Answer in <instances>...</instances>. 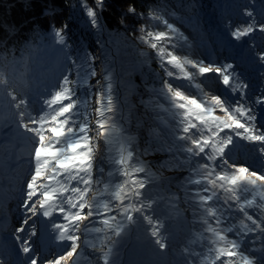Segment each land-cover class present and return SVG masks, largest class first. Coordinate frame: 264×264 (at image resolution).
<instances>
[{
  "label": "snow or ice",
  "instance_id": "6c2138e0",
  "mask_svg": "<svg viewBox=\"0 0 264 264\" xmlns=\"http://www.w3.org/2000/svg\"><path fill=\"white\" fill-rule=\"evenodd\" d=\"M80 7L90 25L103 32L105 0H93L91 5L81 0ZM244 14L250 18L249 23L229 33L236 41L255 32L264 33V22L258 21L253 11L245 9ZM121 16V25L131 19L149 26L155 22L167 29L146 31L141 23L132 31L135 40L153 50V54L140 52L141 62L150 68L151 61L156 60L164 73L161 76L153 70V83L146 86L147 98L141 97L139 105L146 114L155 112L156 119L165 124L168 120L160 113L168 114L171 125L166 142L145 137L141 144L126 123L117 134L120 110L113 99L109 73L105 70V84L100 80L89 84V79L97 75L96 57L87 50L75 56L65 51L71 48L67 24L52 27L51 41L60 46L70 67L56 84L26 81L20 95L15 94L18 89L5 78L2 67L3 53L13 54L12 49L0 42V95L16 128L32 134L27 139L33 145L29 178L19 192L21 224L14 230L13 248L4 250L0 246V264H13L10 257H15L14 264H68L69 260L79 264L82 258L88 264L93 259L97 264H115L110 260L113 248L129 226L142 221L151 226L154 243L164 249L163 214L159 213L162 200L172 209L182 202L191 214L195 238L184 249L186 264H256L250 256L257 242L260 264H264V128L257 126L256 112L257 105H264V94L249 100V84L234 63L205 64L203 59L177 54L186 47L181 41L186 42L187 37L153 9L140 12L135 4H129ZM254 55L255 62L264 65V51ZM21 62L13 54L9 63L15 67ZM73 73L75 79H70ZM211 74L219 77L227 94H209L207 89L214 84ZM174 80L187 83L174 84ZM85 87L87 91H81ZM93 95L97 105L94 128L89 119ZM119 119H123L122 113ZM93 131L95 134L90 135ZM97 138L104 143L100 164L95 157ZM241 141L256 147L249 148ZM157 152L166 157L156 164L146 159ZM154 167L186 172L179 178L181 196L172 191L170 182L156 183ZM162 188L167 195L159 191ZM53 213L62 222L53 219ZM38 223L50 237L42 242L41 249L51 255L33 247L32 237L41 235ZM57 241L60 250L53 251ZM86 249L91 250V256H85Z\"/></svg>",
  "mask_w": 264,
  "mask_h": 264
},
{
  "label": "rangeland",
  "instance_id": "374dc122",
  "mask_svg": "<svg viewBox=\"0 0 264 264\" xmlns=\"http://www.w3.org/2000/svg\"><path fill=\"white\" fill-rule=\"evenodd\" d=\"M223 1L193 0L190 5L181 9L174 6L173 25L187 37L186 42L181 41V43L186 44V47L182 51L178 50L177 54L187 55L189 59H203L205 64L212 61H215L216 65L234 63L237 66L236 70L243 73L245 82L249 84L247 95L249 100H253L255 97L264 94V65L255 62L254 55L255 52L264 51V33L255 32L247 37H242L240 41H236L229 33L232 29L245 27L249 23L250 18L244 14L245 9L253 11L256 19L264 22V16H261V12H264V0H225V3L221 4ZM77 11L78 15L85 17V26L81 28L82 25L80 24V26L79 22H77L74 25L73 32L83 31L86 27L90 28L89 31L98 32L90 25L89 18L82 8H78ZM98 34L99 42L94 47L93 54L96 57L94 67L96 68V73L99 72V74L91 82L89 81V84L95 85L97 80L101 81V85L105 84V70L108 71L113 99L120 110L117 112V134H120L122 126L126 123L127 129L142 144L145 137L153 135L152 131L149 130L148 122H154L156 117L154 112L146 114V110L139 105L140 98H147L148 94L145 89L146 86L136 81V72H142L144 70L143 66H145L141 62L143 57L140 56V52L143 51L146 54L148 52L134 45L135 40L129 35L121 34L120 36L105 27L104 31L98 32ZM69 35L73 36L74 34L69 31ZM54 45L57 44L54 43ZM59 54L62 56L63 52L60 51ZM58 60L54 61V59L46 58L39 61L29 60L30 63L26 68L20 67V74L12 82L18 89L15 94L20 95L19 89L24 88L26 81L35 82L37 85L58 83L59 77L64 70L62 65H52L59 63L60 61ZM189 71H193L190 66ZM211 77L214 80V84L207 89L209 94H227V89L220 82L219 77H216L215 74H211ZM198 80L205 85L208 84V81L203 77H198ZM172 82L174 84L187 83V81L181 80ZM81 91L86 92L87 87ZM92 91L95 93L96 88H93ZM95 107H97L96 96L93 95L92 107L89 109L92 111L89 119L93 128L97 120L94 111ZM256 112L257 126L264 128V105H257ZM121 113L123 114V119H119ZM217 114L222 115L219 112ZM162 117L168 120V124L158 120L160 129H162L161 133L164 136V142H166L171 120L168 119L167 113H163ZM89 134L94 135L95 132L93 131ZM30 135L32 134L16 128L15 123L12 122V114L8 109L7 102L0 95V246L4 250L13 248L15 240L14 230L20 226L23 216L22 211L18 207L20 204L19 192L21 186L29 178L31 168L29 152L33 145L27 139ZM97 142L99 143V150L96 152L95 157L96 163L100 164L104 143L99 138H97ZM241 143L247 144L249 148L254 149L256 147L255 144H249L247 141H241ZM165 157V153L157 152L155 155H149L146 159L156 164ZM240 163H244V161H240ZM251 163V161L248 162V164ZM105 170L107 171V167ZM152 170L156 172L158 177L156 183L158 184L165 178L181 173L180 178L186 175V172L175 169L168 171L167 169L154 167ZM174 182L178 181L175 180ZM176 191L178 196L182 195L179 187ZM181 207L184 211L178 215V219L184 221V218H186V220H189L183 223L186 224V229L183 232L181 231V233L171 229L170 233L163 236L165 240L169 236H177V238L175 237V244L171 245V247L173 246L172 250L168 249L169 245L164 249H160L159 245L154 243L155 237L151 235V226L142 221L138 226H129L127 233L122 234L120 242L115 245L110 254V260L114 261L115 264H151L152 259L155 258L157 264H163L162 258H166L167 260L164 264H186L184 249L190 246V242L195 237L191 224V214L182 202ZM161 208L163 206L159 210ZM41 219L47 220V218ZM53 219L57 220V222H62L57 213H53ZM37 229L41 235L39 238L32 237L35 241L33 247L36 251L42 252L43 255H51L47 249H41L42 242L50 239V237L44 232L40 223L37 224ZM52 234L55 235V232L53 231ZM228 235L229 238H232V234ZM81 240H84L83 235ZM88 240L91 241L92 237L89 236ZM191 246L195 247V245ZM60 247V242L57 241L52 250L59 251ZM83 247L84 244L81 243V248ZM253 248L254 251L250 258L256 261V264H260L259 242ZM90 251V249L85 250L86 257L91 256ZM21 255L24 254L21 253ZM77 255H79V249ZM72 259L75 260L76 257ZM10 260L14 264L15 257H10ZM68 264H72V260H69ZM79 264H88V260L82 258ZM92 264H97V261L93 259Z\"/></svg>",
  "mask_w": 264,
  "mask_h": 264
},
{
  "label": "trees",
  "instance_id": "16d2710c",
  "mask_svg": "<svg viewBox=\"0 0 264 264\" xmlns=\"http://www.w3.org/2000/svg\"><path fill=\"white\" fill-rule=\"evenodd\" d=\"M192 1L193 0H105V7L103 14L101 15V21L103 22L104 27L112 31L114 34L120 36L121 34H126L132 37V31L139 28L141 23L144 22L141 21L137 23L129 19L124 25L119 23L122 19L121 14L126 11L129 4H135L138 11L140 12H147L151 8L156 15H163L164 18H167L169 22L173 24L172 17L173 13H175L174 6L180 7L181 9L182 7L190 5ZM87 2L90 5L93 4V0H87ZM80 3L81 0H0V42L5 43L6 47L12 49V53L14 54L16 60L22 61L19 65L14 67L9 63L13 59V54L7 52L3 53L4 61L2 67L7 80H10L12 83L14 78L20 74V67L23 69L24 67L26 68L30 63L29 60L39 61L46 58L54 59V61H56L59 59L58 61H60V64L57 62L52 65H62V67H64L63 72H65V70L70 67L68 61L65 59V53L63 52L62 56L59 54L60 46L54 45V43L51 41L53 26L55 28H62L65 24L68 25L67 39L71 44V48L66 49L65 51L75 56L77 52L87 50L92 55H94V47L99 42L98 32L89 31V27H86V29L80 32H73L74 25L77 22H79V25H82H80L81 28L85 26V17L83 18V15H78L79 13L77 11L78 8H80ZM224 3L225 0L221 4ZM153 25L154 26H149L148 24L144 23L145 30L167 31L165 26L162 24L156 25L155 22H153ZM69 31L74 35L70 36ZM140 34L141 33H137V35ZM134 45L146 50L148 54H153V50L140 43L138 40H135ZM164 46L168 47L167 44H164ZM95 64L96 63L94 62V65ZM47 65L51 67L49 64ZM143 67L144 70L142 72H136V81H139L141 84L147 87H150L153 83V70L159 72L161 76L164 74L159 68L158 62L156 60L151 61L150 68L147 66ZM98 74L99 72H97V75ZM71 77L75 79V73L70 76V79ZM93 78H90L89 81L91 82ZM161 103H165V101L161 100ZM154 114L156 116L155 112ZM160 115L162 116L163 112H161ZM148 125L150 127L149 130L153 133V135L149 137L156 141L164 142V136L161 133L162 129H160L156 117L154 122H148ZM155 154L156 153L152 155ZM167 170L172 171L170 169ZM181 174L172 176L170 178H165L160 182V184H166L170 182L172 191L177 193L176 189H178V185L180 183L179 178ZM175 180L178 182H174ZM159 191L162 193V195H167L165 189L162 188L159 189ZM161 206H163V208L159 210V213L163 214L161 218V223L163 225V228L161 229L162 236L170 233L171 229L177 231V233H181V231L183 232V230L186 229V224L183 223L189 220H186V218H184V221L178 219V215L184 211V209L181 207V202L176 204L175 209H172L171 206L166 204L163 200L161 201ZM168 216H171V219H168ZM175 237L177 238V236H169L166 239V243L169 245L168 249L170 250H172L173 247H171V245L175 244ZM90 255H92L91 251ZM166 260V258H162L163 264L166 262ZM151 264H157L155 258L152 259Z\"/></svg>",
  "mask_w": 264,
  "mask_h": 264
}]
</instances>
